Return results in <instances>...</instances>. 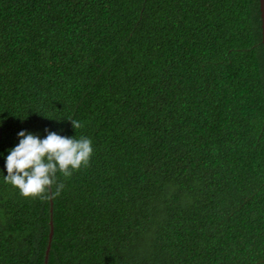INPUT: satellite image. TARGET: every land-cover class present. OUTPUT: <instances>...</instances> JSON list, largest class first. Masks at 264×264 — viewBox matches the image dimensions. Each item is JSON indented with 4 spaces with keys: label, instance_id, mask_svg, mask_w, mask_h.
Returning <instances> with one entry per match:
<instances>
[{
    "label": "trees",
    "instance_id": "obj_1",
    "mask_svg": "<svg viewBox=\"0 0 264 264\" xmlns=\"http://www.w3.org/2000/svg\"><path fill=\"white\" fill-rule=\"evenodd\" d=\"M45 129L93 156L24 198ZM51 217L47 264H264L258 0H0V264H44Z\"/></svg>",
    "mask_w": 264,
    "mask_h": 264
},
{
    "label": "clouds",
    "instance_id": "obj_2",
    "mask_svg": "<svg viewBox=\"0 0 264 264\" xmlns=\"http://www.w3.org/2000/svg\"><path fill=\"white\" fill-rule=\"evenodd\" d=\"M66 119L71 121L74 130L84 127L78 120ZM45 131L47 135L43 139L24 130L18 132L19 142L5 159L4 182L24 198L47 201L59 197L66 185L58 179V173L65 180L70 179L81 168H87L93 156L91 138Z\"/></svg>",
    "mask_w": 264,
    "mask_h": 264
},
{
    "label": "water",
    "instance_id": "obj_3",
    "mask_svg": "<svg viewBox=\"0 0 264 264\" xmlns=\"http://www.w3.org/2000/svg\"><path fill=\"white\" fill-rule=\"evenodd\" d=\"M259 1V12H260V26H261V44L263 48V55H264V0H258ZM50 215L52 216V207H51V202H50ZM50 229H49V234H48V243L45 249V257H44V264H47L48 261V253L50 249V242L52 239L53 235V221L52 217L50 218L49 221Z\"/></svg>",
    "mask_w": 264,
    "mask_h": 264
}]
</instances>
